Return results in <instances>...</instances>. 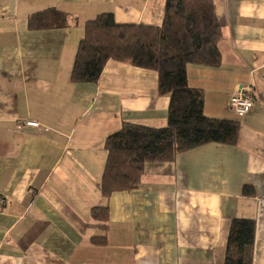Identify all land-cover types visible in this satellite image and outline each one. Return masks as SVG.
<instances>
[{"label": "crops", "instance_id": "0c3cea01", "mask_svg": "<svg viewBox=\"0 0 264 264\" xmlns=\"http://www.w3.org/2000/svg\"><path fill=\"white\" fill-rule=\"evenodd\" d=\"M166 0H0V264H224L233 219L255 221L253 264H264V0H214L217 68L189 65L209 118L240 123L236 145L208 143L148 163L138 189L101 194L107 151L128 123L136 137L167 125L158 74L110 61L97 84L71 81L85 24L161 25ZM54 8L66 28L30 31ZM241 86L254 108L238 118ZM48 127L18 133L19 122ZM250 186L253 196H245ZM3 202V203H2ZM109 208L108 229L91 212ZM107 237L106 245L92 239Z\"/></svg>", "mask_w": 264, "mask_h": 264}, {"label": "trees", "instance_id": "16d2710c", "mask_svg": "<svg viewBox=\"0 0 264 264\" xmlns=\"http://www.w3.org/2000/svg\"><path fill=\"white\" fill-rule=\"evenodd\" d=\"M67 24L68 16L54 8L27 20L30 31L63 29ZM221 37L214 0H166L161 25H122L110 13L85 24L71 72L73 83L97 84L107 64L116 61L155 71L159 95L170 96L165 127L149 128L136 137L132 125H123L107 151L101 181L105 198L138 189L148 163L172 162L178 154L208 143L236 145L240 123L207 117L204 92L189 87L187 80L189 65L220 66ZM243 194L253 196L255 191L245 186ZM91 215L106 232L108 206L94 208ZM255 229L252 219L232 220L224 264H253ZM92 242L106 245L107 237Z\"/></svg>", "mask_w": 264, "mask_h": 264}, {"label": "built area", "instance_id": "2783aa9c", "mask_svg": "<svg viewBox=\"0 0 264 264\" xmlns=\"http://www.w3.org/2000/svg\"><path fill=\"white\" fill-rule=\"evenodd\" d=\"M229 108L238 118H243L251 113L254 108V92L252 87H239L229 99ZM30 130L39 133H48L50 131L48 127L32 120L19 122L15 128V131L18 133H25Z\"/></svg>", "mask_w": 264, "mask_h": 264}]
</instances>
